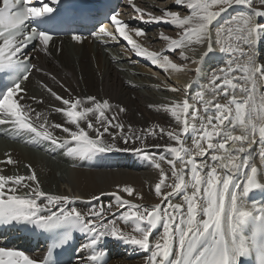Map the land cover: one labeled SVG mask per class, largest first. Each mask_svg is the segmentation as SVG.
Returning a JSON list of instances; mask_svg holds the SVG:
<instances>
[{"label":"snow or ice","instance_id":"1","mask_svg":"<svg viewBox=\"0 0 264 264\" xmlns=\"http://www.w3.org/2000/svg\"><path fill=\"white\" fill-rule=\"evenodd\" d=\"M128 3L133 4V0H128ZM176 3L186 4L189 14L182 16L178 11L162 9V15H154L141 8L135 6L134 8L141 19L145 15L148 17L146 21L148 23H168L181 30L176 39L163 33L160 38L167 42V50L175 52L180 49L179 55L183 60L188 59L185 50L190 49L192 44H202L207 41L208 53L212 51L210 27L222 12L233 5L246 6L252 9V12L232 18L235 27L228 28L229 39L234 36L237 43L243 42L251 47L264 36V24L257 22L258 17H264V10L255 8L254 0H176ZM259 3L264 5V0H259ZM57 4L59 0H50V2L38 0L35 6H30V0H3V8H0V40H2L0 72L8 73L10 80L7 86L0 90V125H11L14 132L30 133L36 139L48 141L54 146L67 147L66 155L73 158L84 159L97 154L122 151L141 153L140 148L119 147L116 142L117 134L109 132L110 128L118 129L119 138L124 144H128L129 139H140L134 134L125 135L124 125L118 121L113 123L115 117L108 119L105 113L112 107L108 100L101 102L92 96L85 98L70 96L66 99L49 88L48 91L55 100L64 106L57 107L56 112H62L66 123L74 125L76 129L72 130L62 124L51 125L67 133L69 139L64 140L62 144L48 130L45 123L39 124L38 127L34 125L29 112L20 103L23 98L20 94L24 91L20 80H27L35 66L19 59L18 54L37 40L41 45V51H47L53 40V35L49 31L38 30L34 26L27 25L26 22L30 19L40 20L49 17L54 12L52 5ZM118 17V12L110 15L115 33L103 27L99 29V33L114 40L118 35L131 46L137 56L150 59L153 65H158L165 72L169 69L176 73L185 70V66L173 63L168 55L143 48L132 38L131 33L134 32L136 37L145 33ZM72 40L80 42L82 36L72 33ZM221 51H224L223 47ZM240 56L246 58L243 65L233 68L234 61H230L226 69H220L224 75L214 76L212 81L214 93L222 92L227 99L226 103L205 100L203 94L200 95L206 121L201 117L199 108L192 110L187 97L182 102L173 101L170 105L162 106L181 125L179 131L160 129V133L167 135L176 145L165 146L173 157L171 160H166L171 169L173 183H167L168 175L161 161H157L147 152L143 153V158L149 160L152 167L159 172V181L155 184L154 191L167 206L156 204L147 207L123 199L120 192L126 193L129 197L136 195L137 199L143 197L136 194L132 187L118 186L117 192L112 195L117 202L116 207L124 210L121 219L126 223L131 222L133 226L131 232L122 230L113 222L104 223L102 211H92L91 218L76 207L70 209L60 207L58 211H53L55 205L61 202L69 204L72 201L68 196L47 195L40 191L34 172L28 177L0 175V226H30L54 236L63 231L65 240L69 232L86 233L90 236L88 247L92 248L87 258L91 264H103L104 253L97 248L100 239L106 237L150 253L148 264H240L241 259L257 247H259L258 264H264V239L258 241V237H264V206L257 207L252 203L249 209L244 200L253 189L262 187L258 180L259 170L253 162L255 159L253 149L251 145L246 147L245 142L249 140L251 134L252 143H257L255 136L258 134L262 149L258 155L264 163V94L258 96L256 86L257 78L264 81V65L258 64L244 50H240ZM192 63L197 64L199 61L192 60ZM237 71L243 73L238 78L232 75ZM239 80L244 81V84H240ZM188 87L190 88L191 85ZM229 89L232 92L230 98H228ZM237 89L244 96L243 101L237 100L235 95ZM171 91L176 92L179 89L172 88ZM85 104L91 106L85 107ZM119 111L124 112L125 109L120 108ZM89 114L95 116V122L89 119ZM36 116L39 118L40 114L36 113ZM81 121H87L88 130L96 133L94 137L81 127ZM196 121H199V125ZM237 127L240 134L233 135ZM154 129L155 126L153 129L141 131L155 135ZM189 129L196 134L193 139L195 152L184 144L183 137L187 135ZM129 132H132L131 125ZM105 133L112 136L111 141L104 139ZM229 141L231 148L227 147ZM220 152L224 155H219ZM196 156L208 158L213 163L209 164L207 159L198 162ZM217 161L219 163H216ZM0 163L14 162L8 158L7 161ZM205 169L208 170L205 172ZM237 177H243L241 183L236 182ZM26 179L37 183V187L32 189L34 195L31 193L26 196L16 195L17 187ZM23 187L28 185L23 184ZM163 188H170L172 191L165 193L162 191ZM177 192L183 194L184 203H167ZM40 198L46 199L47 203L42 206L39 202ZM225 223L227 232L224 228ZM161 225L162 234L153 243L150 238L154 230ZM249 225H252L250 237L245 234ZM63 242L58 241L48 248V255L44 257L43 264H50L49 258L53 249L61 246ZM0 264H38V262L23 251L0 246Z\"/></svg>","mask_w":264,"mask_h":264},{"label":"bare ground","instance_id":"2","mask_svg":"<svg viewBox=\"0 0 264 264\" xmlns=\"http://www.w3.org/2000/svg\"><path fill=\"white\" fill-rule=\"evenodd\" d=\"M134 6L143 9L145 12H151L154 15H162V9H169L172 11H178L183 16L189 14L186 4L178 5L176 0H168L167 2H164L163 0H133V4H129L128 7L125 8V13L122 16H119L121 21L128 23L134 28H140L145 33V35L140 37H136L134 32L131 33L132 38L138 44L148 51L168 55L173 63L185 66L183 72L176 73L172 72L171 69L165 72L158 65H153L150 59L142 56L135 57V52L126 41L121 40L118 36L116 38L117 40L103 36L99 33L98 29L97 33L99 36L103 37V40L94 38L92 39V42L89 43V39L92 38L90 36L85 41L74 43L70 42L67 38H64L61 39L59 53L56 47H51L47 51H41V49H39L33 59L35 68L31 71L29 78L21 85V88L26 90L27 93L25 95L20 94L23 97L22 100H20V103L24 105L25 110L29 112L31 122L34 125L38 127L39 124L45 123L46 127L51 130L54 135H58L57 140L61 141L62 138L59 137L62 135L69 139L67 133H64L61 129L57 130L56 128L55 130L51 125L62 124L72 130L76 129L74 125L66 123V118L63 116L62 112H56L57 107L63 108L64 106L59 101L55 100L48 91L49 88L66 99L70 96L80 98L92 96L101 102L108 100L112 105L111 109L107 111L112 115L109 116V113H105L108 119L111 120L115 117L113 123L118 121L123 124L125 135L131 136L134 134L140 137V139H136L137 141L131 139V143L124 144L123 141H120L121 139L119 138L120 133L118 129L110 128L109 132L117 134L118 138L116 142L119 147L129 149L140 148L141 153L122 151L97 154L96 156L86 157L84 159L72 158V160L70 159L71 161L68 163V166L64 167L45 160L40 155H37L30 150H23L14 147V143L13 145L11 144L12 146L10 147L0 148V162L7 161L8 158H11L14 162L12 164L0 163V175L28 177L34 172L40 191L47 195L68 196L72 201V203L69 204L61 202L60 204L55 205L52 208L53 211H58L60 207L68 209L76 207L89 217L92 211H102L104 223L113 222L117 227L128 232H131L132 228L127 225L125 221L120 220L121 212L124 210L116 207L117 202L112 195V193L117 192L118 186L132 187L136 194L143 197V199H137L136 195L129 197L126 193L120 192L119 194L123 199L144 206L150 205L149 207L156 204H164L165 207L167 206L162 198L156 196L154 191L155 184L159 181V172L152 167L149 160L143 158V153L147 152L157 161H161L162 167L168 175L167 183H173L171 169L166 162V160H171L173 157L167 152L165 146L175 145L172 144V141H170L167 136H164L161 133L158 134V132H160L159 127H162L167 131H179L181 125L178 124L171 114L162 106L170 105L173 101L182 102L186 97L189 99L191 94L189 90L192 89V94L195 95L194 101H190L193 105L192 110L199 108L201 117L206 121L203 105L200 102L199 97L203 94L205 100H214L220 103L227 102V99L222 92L219 94L214 93L212 79L214 76L224 75L220 69L223 68V66L228 63V59H230V54H228L225 61L220 64L221 66L219 65L217 68L211 70V79H209V82H206L204 80L205 78H202L200 75L201 71L208 65V63L218 59L212 55H205L204 52L208 49L207 41L202 44H192L190 49L185 50L188 59L183 60L179 55L180 49H177L175 52L167 50V42L160 38L161 33H163L164 35L176 39L181 30L168 23L146 22L148 17L145 15L143 19H141L135 12ZM253 6L257 9L264 10V5H261L259 0H254ZM246 8V6L234 5L222 12L214 21H220L223 19L220 23L222 24L229 19L228 16L232 17L234 15L235 17H238L241 14H247V12L249 13L252 11L249 8L250 11L245 12ZM257 22L264 24V17H258ZM228 23L225 22V25H228ZM217 25L219 24L213 22L210 27L209 36H211L212 28ZM228 27L229 26H224V30ZM225 32H227V30ZM231 39L235 42L234 46L236 47H231L232 49L229 48V45H226L224 40L219 37V43L213 45L212 50H218L219 55L220 53L223 54L224 51H228L229 53L230 51H238L240 54V50L243 48H245L244 50L249 48L250 50L245 52L255 59L254 53L256 52L253 53V49L254 51L257 49V43H254V47L252 45L249 47L243 42L237 43L234 36ZM258 42L259 50L256 54L262 59L259 64L264 65V36H262ZM104 46L107 48H103ZM222 47L224 48V51H221ZM252 47L253 49L251 50ZM108 48H115L114 57L107 52L106 49ZM257 59L259 61V58ZM192 60H197L199 63L194 64L192 63ZM243 60L244 62L235 61L232 64V67L236 68L238 65H243L246 59ZM116 62L119 64V68L116 65ZM228 64L226 68L228 67ZM196 67L199 69L197 76L194 75ZM36 69H39V71ZM125 71L133 76L134 80H131L130 77L127 79L124 76L127 74ZM171 73H173V75H171ZM240 74L242 75L243 73L241 72ZM134 81H136L135 84ZM217 83H221V81H217ZM239 83L242 84L241 82ZM259 84L262 85L264 89V81L260 80ZM189 85H191L190 88L188 87ZM143 86H145L148 91H143L145 90L141 89ZM204 87H206V89H204ZM172 88H177L179 91L173 92L171 91ZM145 92H149L148 94H150L151 97L147 96V93ZM158 92L163 93V96L158 95ZM257 92L259 96V91ZM231 95L232 92L231 89H229L228 98H230ZM235 95L237 99L243 96L239 89L236 90ZM32 98L35 99L32 101ZM90 106V104H85V107ZM121 107L125 109V117L120 115L119 109ZM36 113L40 114L38 119ZM89 119L95 122V116L93 114H89ZM189 120L191 123L190 117ZM196 123L199 125V121H196ZM257 123L259 124L260 122ZM129 125H131L132 128L131 133L129 132ZM97 126L99 127V125ZM154 126V131H156L155 135H157V137L155 140L148 139L150 134H148L147 131L142 132L141 130L153 129ZM81 127L86 131H89L90 136H95V131L88 130L87 121H81ZM238 130L239 128L237 127L232 134L238 135V133H240ZM101 131H103L102 128ZM195 136L196 134L189 129L187 135L183 137L184 144L188 148H191L193 152H195V146L193 145V139ZM165 138L168 140L166 141ZM104 139L106 141H111L112 136L109 135V133H105ZM252 139L253 138L250 134L249 140L245 142V146L247 147L251 145L253 149V156L255 157L253 162L262 169L263 173H261V176H258V180L262 187H264V163L261 162L258 155L262 150L258 134L255 136L257 143H252ZM204 146L206 147V145ZM227 147H232L230 141L228 142ZM218 154L224 155L223 152ZM161 158L165 159L161 160ZM123 159L141 162L143 165L139 168H135L120 164L118 160L122 161ZM203 159H207L209 164L213 163L208 158L196 156L198 162ZM106 160L112 162L118 161V163H106L105 165H102ZM216 163L219 162L217 161ZM14 164H16L17 168L12 167ZM177 165H179V161H177ZM207 170L208 169H205V172ZM242 180L243 177H237L236 182L241 183ZM23 184H27L28 187H23ZM36 187L37 183L26 179L22 182L21 186L17 187L15 194L26 196L31 193L34 195L32 189ZM256 189H253L247 197H244L246 206L249 209H251L250 206L252 205L250 199L254 196ZM162 191L167 193L172 190L170 188H163ZM188 191L190 192L191 189ZM94 197H99V199H94ZM39 202L42 206L47 203L44 198H40ZM167 203L183 204V194L180 192L173 194ZM255 204L257 207L264 206V200L261 203ZM186 207L185 204V214ZM113 213H115V215H113ZM12 227L18 229L22 228L23 232H29L31 229L30 226L26 227L24 225ZM224 228L227 232L226 223ZM80 234H84L82 252H79L74 264H91L87 259L92 252V248L88 247L90 236L82 232H80ZM161 234L162 225L154 230L150 239L154 243L159 239ZM99 245L101 246L100 250H108L111 252L107 264H148L150 253L135 249L130 245H125L119 240L111 237L101 238Z\"/></svg>","mask_w":264,"mask_h":264},{"label":"rangeland","instance_id":"3","mask_svg":"<svg viewBox=\"0 0 264 264\" xmlns=\"http://www.w3.org/2000/svg\"><path fill=\"white\" fill-rule=\"evenodd\" d=\"M164 2H167L168 0H163ZM234 6V5H233ZM236 6V5H235ZM243 6V5H242ZM244 7V6H243ZM248 8V7H247ZM245 9V12L246 11H250V9L248 8V9ZM219 9H213V11H218ZM252 10V9H251ZM252 11H250L249 13H251ZM247 14H248V12H247ZM233 17H235L234 15L232 16V17H230L227 21H224V23H222V24H219L218 25V29H216V27L217 26H215L214 28H212V32H211V37H212V41H213V45H215V44H217V41H218V39H219V37L220 38H222V40H224V42H225V44L226 45H229L228 47L229 48H231V47H236V46H234V44H235V42L234 41H232V39H229V36H228V34H227V32H225L226 30H228V28L231 26H233V27H235L234 26V24L232 23L233 21H232V18ZM230 21H232V22H230ZM225 22H229L228 23V25H225ZM224 26L225 27H227V26H229L228 28H226L225 30H224ZM219 27H223L222 29L224 30H222L221 28H219ZM221 29V30H220ZM220 30V31H219ZM168 31V30H167ZM219 32V33H218ZM216 33H218V34H216ZM213 34V35H212ZM216 34V35H215ZM220 34V35H219ZM226 34V35H225ZM231 41V42H230ZM233 43V44H232ZM232 49V48H231ZM245 48H243L242 50H244ZM253 49V47L251 48V50ZM107 50V52L112 56V57H114V55H115V49H110V48H108V49H106ZM235 50V49H234ZM248 50H250L249 48H247L246 50H244V51H248ZM254 52H257V50H255L254 51V49H253V53ZM226 54H230L229 56V58L230 59H228V63L230 62V61H241V62H244V60L243 59H246V58H241V56H240V54L238 53V51H230V53L228 52V51H226L225 52ZM232 53V54H231ZM259 53V52H258ZM254 57H255V59H256V62L258 61V59H257V57L259 58V61L257 62L258 64H259V62L260 61H262V59H260V56H258V54H256V53H254ZM257 55V56H256ZM239 58V59H238ZM233 59V60H232ZM227 63V64H228ZM227 64H225V66H227ZM116 65L118 66V68L120 67L119 66V64H117V62H116ZM221 66V65H220ZM218 67V66H217ZM216 67V68H217ZM224 67V66H223ZM226 68V67H225ZM218 69H220V68H218ZM127 71H125V73H126ZM241 73V72H240ZM238 71L237 72H235V73H233L232 75H234V76H236V77H238V76H241V74H240ZM127 79H128V77H130V79L132 80L133 79V76H131L130 74H128V72H127V74L126 75H124ZM210 78H205L204 80L206 81V82H209V79H211V76H209ZM134 80V79H133ZM138 81V80H137ZM212 81H213V79H212ZM259 81H260V79L259 78H257V84H256V86H257V91H259V95L260 94H264V89H263V87H262V85H260L259 84ZM239 82H241L242 84H244V81H242V80H239ZM136 83V81H134V84ZM149 87H151V86H149ZM152 88V87H151ZM139 89H140V87H139ZM141 89H145V90H143V91H148V89L145 87V86H143V87H141ZM147 89V90H146ZM141 91V90H140ZM145 93H147L146 95L147 96H150L151 97V95L150 94H148L149 92H145ZM163 93H160V92H158V95H160V96H163L162 95ZM33 99H35V98H32V101H33ZM158 99V98H157ZM244 99V97L243 96H241V99L240 100H243ZM191 101V100H190ZM122 108V107H121ZM36 110V109H35ZM109 112H107V114H108ZM110 115H112V114H110L109 113V116ZM120 115L122 116V117H125L126 116V112H120ZM114 121V120H113ZM162 127H159V130L161 129ZM55 130H56V128H54ZM164 129V128H163ZM57 130H60V129H57ZM50 131V130H49ZM165 131H167V130H165ZM156 132V131H155ZM160 132H158V134H159ZM60 135H62V134H60ZM58 136V135H57ZM164 136H167V135H164ZM61 137H66V136H64V135H62ZM156 137H157V135H155V136H152V135H149L148 136V139H156ZM165 140L167 141L168 139H166L165 138ZM120 141H122V140H120ZM131 139H129V142H128V144L129 143H131ZM137 141V140H136ZM140 141V140H139ZM138 141V142H139ZM142 141V140H141ZM28 143H29V145L30 146H27V144L26 143H18V144H15V145H13L14 147H17V148H19V149H23V150H25V149H27V150H30V151H32L33 153H35V154H37V155H40L42 158H44L45 160H48V161H50V162H52V163H54V164H59V165H61V166H64V167H67L68 166V163L72 160V158L73 157H70V156H68V155H66V152H67V147H58V146H54V145H52V144H49V145H46V146H43L42 144H41V141L40 140H38V141H27ZM63 142H61V144H62ZM34 144H36V146H34ZM172 144L173 145H175V142L174 141H172ZM10 146H12L11 144H6V143H0V148H3V147H10ZM69 146H72V145H69ZM176 146V145H175ZM47 147L48 148H50L51 150H52V152H53V155H47L46 153H45V149H47ZM152 148V147H151ZM151 148H146V149H151ZM143 149H145V148H143ZM71 159V160H70ZM74 159V158H73ZM60 160V161H59ZM58 162V163H57ZM169 166V165H168ZM12 167H15V168H17V166H16V164H14ZM260 168V167H259ZM263 174V173H262ZM145 189V188H144ZM154 196V195H153ZM155 197V196H154ZM178 202V201H177ZM150 205H148L147 207H149ZM121 214H122V212H121ZM120 220H122L121 219V217H120ZM127 225H129L131 228L133 227L132 225H131V222H127L126 223ZM77 264V263H76Z\"/></svg>","mask_w":264,"mask_h":264}]
</instances>
